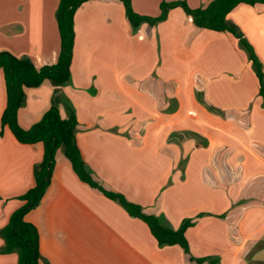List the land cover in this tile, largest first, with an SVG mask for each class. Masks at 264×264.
Returning <instances> with one entry per match:
<instances>
[{
    "label": "crops",
    "instance_id": "1",
    "mask_svg": "<svg viewBox=\"0 0 264 264\" xmlns=\"http://www.w3.org/2000/svg\"><path fill=\"white\" fill-rule=\"evenodd\" d=\"M164 0H132L157 17ZM186 1L191 8L213 0ZM60 0H0V53L37 68L58 61ZM229 20L264 68V4L242 5ZM71 81L26 89L19 123L29 129L58 102L78 121L89 170L163 223L186 231L193 262L160 247L148 225L83 182L58 151L51 184L25 219L39 230L41 264H264V101L239 40L195 26L181 7L156 26L133 30L118 0H93L74 18ZM7 106L0 68V229L26 205L44 145L20 143L2 126ZM201 215V216H200ZM4 240L0 237V248ZM0 264H18L16 253Z\"/></svg>",
    "mask_w": 264,
    "mask_h": 264
},
{
    "label": "trees",
    "instance_id": "2",
    "mask_svg": "<svg viewBox=\"0 0 264 264\" xmlns=\"http://www.w3.org/2000/svg\"><path fill=\"white\" fill-rule=\"evenodd\" d=\"M89 1L93 0H60L56 18L61 37V49L55 64L37 68L28 58H19L9 52L0 53V68L4 71L7 90V106L1 119L2 126H8L22 144L43 143L44 145V158L34 169L36 186L18 197L20 200H25L26 205L16 210L7 226L0 229V237L4 240L0 254L16 253L18 264L42 263L39 230L33 223L28 222L25 216L41 204L51 184L58 151L61 150L83 182L118 202L130 216L144 221L160 247L178 245L191 261L202 263L205 259H197L191 255L186 238V231L194 225L195 219H187L178 229H175L163 223L160 217L147 213L142 206L106 188L97 180L89 170L78 146V121L74 112L67 119L63 118L58 102L53 101L51 108L29 129L23 128L19 123V111L26 103L27 88L39 87L46 81L51 82L55 87L66 86L70 83L75 44L74 18L77 10ZM118 1L125 7L127 19L133 30L139 29L143 24L156 26L167 19L171 9L181 7L188 16L192 17L195 26L232 34L248 54L259 82V95L264 101L263 64L241 29L228 18L230 13L239 6L264 4V0H213L208 6L198 8H191L186 1H163L161 14L157 17L136 13L132 0Z\"/></svg>",
    "mask_w": 264,
    "mask_h": 264
},
{
    "label": "rangeland",
    "instance_id": "3",
    "mask_svg": "<svg viewBox=\"0 0 264 264\" xmlns=\"http://www.w3.org/2000/svg\"><path fill=\"white\" fill-rule=\"evenodd\" d=\"M165 2H172V1H167V0H164Z\"/></svg>",
    "mask_w": 264,
    "mask_h": 264
}]
</instances>
